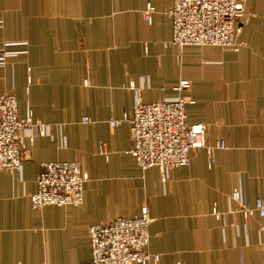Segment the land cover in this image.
Returning <instances> with one entry per match:
<instances>
[{"label": "crops", "instance_id": "1", "mask_svg": "<svg viewBox=\"0 0 264 264\" xmlns=\"http://www.w3.org/2000/svg\"><path fill=\"white\" fill-rule=\"evenodd\" d=\"M240 49L171 44L173 0H0V48L25 50L0 67V93L18 115L51 124L27 141L21 174L0 170V264H89L90 227L133 217L147 205L148 264H261L264 218L227 215L235 188L264 201V0H240ZM148 2L152 20L144 16ZM189 80L187 92L174 89ZM131 82L135 88H131ZM145 102L182 96L189 123L224 139L209 163L147 170L131 154L130 125L109 121ZM89 117L93 122H83ZM78 161L88 175L80 206L34 209L42 162Z\"/></svg>", "mask_w": 264, "mask_h": 264}, {"label": "built area", "instance_id": "2", "mask_svg": "<svg viewBox=\"0 0 264 264\" xmlns=\"http://www.w3.org/2000/svg\"><path fill=\"white\" fill-rule=\"evenodd\" d=\"M155 6L148 2L144 16L152 20ZM240 0H173L168 15L172 22L171 44L183 48L187 45L220 46L240 49L237 40V22L245 15ZM19 50L0 49V67L10 57H16ZM131 88H135L131 82ZM189 80H181L174 89L187 92ZM193 99L182 96L145 102L137 94L133 114L127 113L109 123L118 126L130 125L133 144L131 154L142 170L160 168L162 180L167 179L168 170L188 166L191 156L201 149L208 154L209 163L215 160L218 149L226 148L224 139L216 144L207 142V124L187 121V106ZM83 122H93L83 117ZM51 135V124L34 119L28 109L27 116L18 115V101L15 95L0 93V170L21 174L27 157V141L34 143L37 136ZM37 176V191L31 195L34 209L45 206H80L84 201V186L87 173L78 161H48L41 163ZM264 218V201L257 199L254 205L246 201L244 190L235 188L228 198V209L221 212L213 209V215L222 219L227 215L249 219L255 215ZM152 222L147 205L133 217H119L90 227L92 258L89 264H148L158 263L160 254L148 252L149 226ZM264 229V228H263ZM263 259L264 264V242Z\"/></svg>", "mask_w": 264, "mask_h": 264}, {"label": "rangeland", "instance_id": "3", "mask_svg": "<svg viewBox=\"0 0 264 264\" xmlns=\"http://www.w3.org/2000/svg\"><path fill=\"white\" fill-rule=\"evenodd\" d=\"M236 34H237V32H236ZM3 47H1L0 49H2ZM20 53L22 54V53H26L25 52V50H20Z\"/></svg>", "mask_w": 264, "mask_h": 264}]
</instances>
